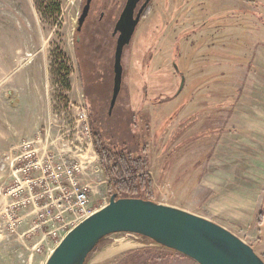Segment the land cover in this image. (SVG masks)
<instances>
[{"label": "rangeland", "instance_id": "1", "mask_svg": "<svg viewBox=\"0 0 264 264\" xmlns=\"http://www.w3.org/2000/svg\"><path fill=\"white\" fill-rule=\"evenodd\" d=\"M84 4L0 0V159L50 129L81 147H63L72 160L91 162L80 183L89 186V211L100 210L108 183L76 122L83 111L91 137L97 130L104 145L144 160L152 203L225 228L264 261V0H155L123 52L111 109L113 59L92 58L94 80L81 78ZM10 173H0V264H45L49 252L33 251L41 235L32 208L17 212L24 219L9 232ZM125 198L147 200L143 191ZM97 250L86 264H195L124 234Z\"/></svg>", "mask_w": 264, "mask_h": 264}, {"label": "water", "instance_id": "2", "mask_svg": "<svg viewBox=\"0 0 264 264\" xmlns=\"http://www.w3.org/2000/svg\"><path fill=\"white\" fill-rule=\"evenodd\" d=\"M86 0L79 25L87 15ZM120 37L114 59V107L122 80L123 49L132 35ZM146 238L153 245L196 264H264L254 250L225 228L185 211L142 199H109L108 204L74 227L49 255L45 264H85L97 244L111 235Z\"/></svg>", "mask_w": 264, "mask_h": 264}, {"label": "built area", "instance_id": "3", "mask_svg": "<svg viewBox=\"0 0 264 264\" xmlns=\"http://www.w3.org/2000/svg\"><path fill=\"white\" fill-rule=\"evenodd\" d=\"M76 122L86 137V148L94 149L86 113L81 111ZM70 146L73 144L63 136L54 137L48 129L22 140L0 159V173L11 172L8 177L11 187L3 194L6 203L11 200L8 201L11 210L7 219L9 232L13 233L24 219L25 215L19 217L17 212L32 208L37 221L33 230L39 229L41 235V242L33 251L45 250L50 254L68 232L95 213L88 208L89 186L80 183V177L86 168H91V162H86L82 155L72 160L68 149H63ZM73 148L80 152L78 148L81 147ZM93 155L97 157L95 151ZM95 172L102 174L100 164ZM46 240L51 243L43 246Z\"/></svg>", "mask_w": 264, "mask_h": 264}, {"label": "trees", "instance_id": "4", "mask_svg": "<svg viewBox=\"0 0 264 264\" xmlns=\"http://www.w3.org/2000/svg\"><path fill=\"white\" fill-rule=\"evenodd\" d=\"M81 48V45H79L78 53L82 56V59H80V55L78 58V60H80L78 61L79 65L81 66V78L83 81H89V79L93 81L95 76L92 75V72L94 73V71L92 70L93 64L91 63V60L100 55L104 56V58L106 57L108 60L107 63L110 64L111 59H113V56H107V52L111 55L110 46L105 47L103 45V47H100L93 52L92 55L81 52ZM100 63L102 64V62ZM96 83L98 84V82ZM90 124L92 125V123ZM96 131L92 130L93 146L99 156L100 166L102 167L104 177L108 183L109 198L114 197L116 200L126 199L125 197L127 196L143 191L147 198L145 201H150L153 192L152 184L149 178V173L146 172V168H144L146 165L144 160L133 156L123 145H104L100 134ZM263 216L262 212H260L259 219H257V223L259 222V224L262 221L260 227L263 225ZM104 240L105 239L101 240L88 255L85 264L89 259V256L98 251L97 248Z\"/></svg>", "mask_w": 264, "mask_h": 264}, {"label": "flooded vegetation", "instance_id": "5", "mask_svg": "<svg viewBox=\"0 0 264 264\" xmlns=\"http://www.w3.org/2000/svg\"><path fill=\"white\" fill-rule=\"evenodd\" d=\"M153 2L155 0H91L81 25H79V19L83 8L78 15L77 42L82 47L81 52L92 55L103 45L110 46L111 49L113 48L114 61L120 37L125 38L129 31L133 30L128 45L123 49L124 52L125 48L130 46L146 11ZM112 70L114 76V65Z\"/></svg>", "mask_w": 264, "mask_h": 264}, {"label": "crops", "instance_id": "6", "mask_svg": "<svg viewBox=\"0 0 264 264\" xmlns=\"http://www.w3.org/2000/svg\"><path fill=\"white\" fill-rule=\"evenodd\" d=\"M138 244V243H137ZM137 244H135L134 246H132V248L138 247ZM139 247H144L143 245L139 244ZM107 250V249H106ZM196 264V263H195Z\"/></svg>", "mask_w": 264, "mask_h": 264}]
</instances>
